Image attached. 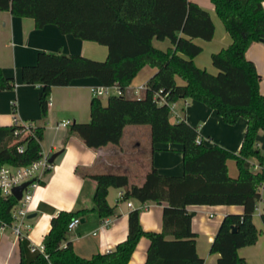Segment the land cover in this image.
<instances>
[{
  "label": "trees",
  "instance_id": "1",
  "mask_svg": "<svg viewBox=\"0 0 264 264\" xmlns=\"http://www.w3.org/2000/svg\"><path fill=\"white\" fill-rule=\"evenodd\" d=\"M232 37V43L213 52L217 67L214 73L199 66L194 56L203 44L195 38L211 39L215 34L210 11L193 0H0V10L15 15L31 16L42 27L54 22L62 32H72L82 39L108 45L106 58L96 59L81 53L40 50L35 64L22 67L25 82L41 83V111L48 115V101L53 85H68L75 78L94 76L102 84L119 83L125 94L111 95L104 103L93 96L91 118L72 121L69 133L78 134L92 147L110 142L120 143L127 124L151 125L152 141H176L183 144L184 174H163L157 166L147 172L142 183H133L126 173L111 171L92 173L97 179L94 203L89 208L61 209L51 218L45 234L44 249L26 262L24 248L19 264H128L146 235L151 240L143 264H205L197 250L193 229L194 210L188 204H243V212H229L211 244L218 252L217 264H246L239 254L241 246L254 244L260 228L254 220L256 203L261 198L264 170L251 167L252 158L264 157L258 148L257 134L264 130V93L262 75L253 59L246 56L250 44L264 38V0H212ZM169 37L173 45L162 49L153 38ZM146 64L158 66L141 95L127 92L135 74ZM177 75L185 78L177 82ZM16 79L0 66V90L13 88ZM167 94L176 101L191 97L202 100L234 123L240 116L248 125L238 151L201 140L199 129L186 118L171 120L169 103L160 102L156 93ZM22 123L0 124V167L6 162L22 165L37 159L42 150L45 128L37 125L33 132L21 135L16 130ZM25 145L23 150L19 146ZM237 161L240 174L228 172V159ZM123 188V198L141 202L156 201L164 205L162 230H147L140 221L142 207L131 210L129 232L114 249L80 255L67 241L69 222L75 216L95 211L101 217L115 213L108 201V188ZM19 202L14 194L2 195L0 189V229L13 221V207ZM264 220V211L262 212ZM237 227L236 230L233 228ZM172 237L169 238L168 236Z\"/></svg>",
  "mask_w": 264,
  "mask_h": 264
},
{
  "label": "crops",
  "instance_id": "2",
  "mask_svg": "<svg viewBox=\"0 0 264 264\" xmlns=\"http://www.w3.org/2000/svg\"><path fill=\"white\" fill-rule=\"evenodd\" d=\"M207 8L216 24L215 34L209 39L195 38L203 44L202 51L194 56L196 63L216 73L212 53L232 43V37L219 16L212 0H193ZM264 5V2H263ZM156 46L167 49L173 45L166 37L153 38ZM40 50L58 51L61 53H81L96 59L107 57V44L91 39H82L72 32L64 33L54 22L42 27L36 25L31 16L15 15L8 9L0 10V66L7 75L16 79L13 88L0 90V124L12 125L17 117L19 123L42 125L45 128L43 146L47 150L60 153L54 158V167L44 174L39 186L34 191L29 208L35 216H28L29 227L23 229V236H17L13 227L7 225L0 229V264H19L21 262L22 245L26 262H30L44 249L43 239L50 230L51 218L61 209L89 208L94 203L97 179L92 173L111 171L126 173L133 183H142L147 172L157 166L163 174H184L183 144L176 141H152L151 125L144 123L127 124L120 143L110 142L101 147L86 144L76 133H69V125L61 121H86L91 118L90 102L94 94L92 86L101 85L94 76L75 78L68 85H53L51 89L52 104L48 105V115L41 111L39 92L41 83L31 84L22 78V67L35 64ZM246 56L253 59L257 71L262 75L260 89L264 93V41L252 42ZM158 66L146 64L136 74L127 92L142 94L147 82L157 71ZM177 82L184 84L185 78L177 75ZM108 99V97H107ZM104 103L107 102L103 101ZM174 118H186L199 129L201 140L213 145L219 143L232 151H238L248 125L247 119L240 116L234 123L224 120L217 109L204 101L191 97L176 100ZM70 122V123H71ZM258 148L264 157V130L258 134ZM42 140V141H43ZM253 161L261 162L258 157ZM264 163V160L263 162ZM228 172L237 177L240 172L237 161L228 159ZM123 188L110 186L108 201L115 208V213L101 217L92 211L80 216L76 227L67 233V241L73 243L76 251L90 257L96 252L114 249L129 232V214L131 210L142 207L140 221L147 230H162L163 213L166 201L141 202L139 199L123 198ZM262 209H256L254 220L260 228L259 239L251 245L241 246L239 254L246 259V264H264V200ZM194 210L193 229L196 232L197 250L205 259V264H217L221 254L211 251V244L217 233L223 216L229 212H243V204H188ZM109 218V221H105ZM169 238L172 236L169 235ZM138 246L128 264H143L147 259V251L151 240L142 235ZM50 264V263H49Z\"/></svg>",
  "mask_w": 264,
  "mask_h": 264
},
{
  "label": "built area",
  "instance_id": "3",
  "mask_svg": "<svg viewBox=\"0 0 264 264\" xmlns=\"http://www.w3.org/2000/svg\"><path fill=\"white\" fill-rule=\"evenodd\" d=\"M145 86H140V88H143ZM92 93L94 96L100 97L102 99V96L109 97L111 95H118V94H125L124 89L120 86L119 83L114 84H101L98 86H92ZM140 95V94H137ZM167 94H164L162 92L156 93V96L158 97V100L160 102H166L169 103V107L171 108V111L176 112V101L167 99ZM52 104L51 99L48 101V105ZM178 119H180V116H178ZM71 120H63L61 123L63 125H69ZM14 123H19V120L17 117L14 118ZM35 126L31 123H22L21 127L16 130V133L21 135V133L24 132H33ZM25 145L21 144L19 146L20 150H23ZM53 155L52 150H47L44 146L42 147V150L40 152V155L37 159L33 160V162L28 164H22V165H15L9 162H6L4 165L0 167V189L2 195H9L13 194L12 189L15 185H20L22 182L29 180V183L24 187L22 191V198L19 199V202L13 207V221L11 223H4L1 225V227H5L7 225H10L13 227V231L17 236H23V229L25 227H29L30 223L26 222V219L28 218L31 210L29 208L30 202L33 200L34 197V191L39 186V183L41 182L43 176L45 173L50 171L54 167V161L50 160L51 156ZM251 167L254 170H264V163L256 162L252 160ZM261 198L256 203V209L261 210L262 204L261 202L264 200V182L261 183ZM123 195V193H122ZM129 205H133V201L130 199L128 201ZM80 221V216H75L72 218V220L69 222V230L73 229L77 226V224ZM105 221H109V218H105ZM52 264V263H50Z\"/></svg>",
  "mask_w": 264,
  "mask_h": 264
},
{
  "label": "water",
  "instance_id": "4",
  "mask_svg": "<svg viewBox=\"0 0 264 264\" xmlns=\"http://www.w3.org/2000/svg\"><path fill=\"white\" fill-rule=\"evenodd\" d=\"M264 41V38L262 39ZM60 153V151L54 152V154L51 156L50 160L54 161V158ZM29 183V180L22 182L20 185H15L12 189V193L18 198L21 199L23 194L22 191L24 187ZM36 213H31L30 216H35ZM234 230L237 229V227L233 228Z\"/></svg>",
  "mask_w": 264,
  "mask_h": 264
},
{
  "label": "rangeland",
  "instance_id": "5",
  "mask_svg": "<svg viewBox=\"0 0 264 264\" xmlns=\"http://www.w3.org/2000/svg\"><path fill=\"white\" fill-rule=\"evenodd\" d=\"M102 100H103V101H106V100H107V97H106V96H102ZM170 116H171V118H174V114H173V112L170 113ZM45 142H46V141L43 140V141H42V144H45ZM72 209H73V208H72ZM72 209H71V210H72ZM69 210H70V209H69Z\"/></svg>",
  "mask_w": 264,
  "mask_h": 264
}]
</instances>
